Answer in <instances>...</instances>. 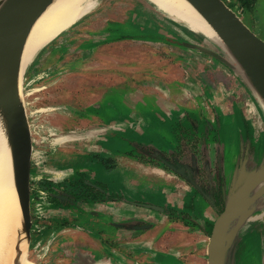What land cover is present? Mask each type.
<instances>
[{
	"label": "flooded vegetation",
	"instance_id": "flooded-vegetation-1",
	"mask_svg": "<svg viewBox=\"0 0 264 264\" xmlns=\"http://www.w3.org/2000/svg\"><path fill=\"white\" fill-rule=\"evenodd\" d=\"M225 1L244 19L245 8L259 0ZM144 9L154 13L149 7ZM152 17L146 11L137 10L132 17L120 23L118 31L107 37L111 30L105 29V36L91 39L87 46L98 47L107 39L141 40L142 35L133 32L135 22L140 19L149 22L151 26L154 23ZM174 20L176 27H167V31L174 37L213 49L206 42L208 40L204 33L181 21L187 25L182 31L176 22L179 20ZM151 27L165 34L158 27ZM211 57L213 61L185 59V64L190 67L186 77L188 81L185 77L182 80L175 79L179 84L177 92L172 85L173 81H166L165 88L157 91L158 94L150 91L143 93L141 99L130 102L132 105L135 102L146 103L144 100L148 98L167 112L165 115L159 113L156 122L157 128L161 130H165L163 122L169 124L170 130L176 135L173 148L160 149L142 141L144 139L133 137L128 139L131 148L121 150L123 152L115 146L105 147L103 141H110L107 136H115L116 130L125 131L126 126L117 122L107 123L101 116L102 102L111 88L117 87L116 84L110 85V90L99 93L86 104L81 117L91 119L92 123L80 135H74L78 132L70 130V133L56 131L48 138H37L40 147L34 158L33 249L41 246L43 235L47 233L52 243L69 234L72 239L62 238L52 250L69 246L64 251L68 252L70 258L79 252L88 253L92 257H95V252H102L104 257L96 261L107 264H127L121 257L132 258L136 264H166L164 261L168 259L167 256H174L180 261L179 264H208L200 247L201 238L210 237L215 220L225 209L223 187L228 185L230 178L219 128L225 121L231 120L239 125L235 167L243 156L254 155L259 158L264 154V115L261 109L244 84L230 74L229 68L217 58ZM192 62L201 67L200 71L193 72L195 65ZM217 66L222 72L219 75L223 76L220 82L214 74ZM126 97L130 96L126 94ZM134 115L138 120L130 124L131 128L135 132L139 130L145 133L143 125L148 124L147 114L139 110ZM167 117L171 122H168ZM65 147L85 151L92 149L95 152L90 158L86 154L76 153L65 157L62 154ZM91 163L105 167L113 177L122 176L134 190L141 183H145L149 190L158 187L162 190V200H136L119 189L110 188L98 180L97 174L90 168ZM125 163L128 170H125ZM100 223H109L118 228L108 233L99 228ZM158 225L159 228L155 230ZM137 235L140 237V246L144 245L150 255L138 254L143 247L127 245ZM152 241H159L164 250L152 252ZM184 248L187 252L191 251L194 257L192 260H187L180 253ZM173 251H178V254ZM160 253L164 261L158 259ZM154 259H158L157 262Z\"/></svg>",
	"mask_w": 264,
	"mask_h": 264
},
{
	"label": "rangeland",
	"instance_id": "rangeland-1",
	"mask_svg": "<svg viewBox=\"0 0 264 264\" xmlns=\"http://www.w3.org/2000/svg\"><path fill=\"white\" fill-rule=\"evenodd\" d=\"M145 7L154 10L155 14L144 9ZM137 10L146 11L147 15L151 14L154 22L151 26L158 27L167 36H173L167 31V27H176L173 22L175 21L174 17L151 0H95L94 6L80 16L78 19H81L80 21L77 20L78 22L76 21L71 27L63 30L36 51L24 76V97L28 103L30 119L35 131L36 151L40 147L39 137L48 138L53 132L70 133V130L78 132L74 135H80L85 128H90L92 120L82 118L81 112H84L86 104L93 101L99 93L107 91L109 86L113 84H116L117 87L108 89L110 90L108 96L102 102L101 116L107 123L117 122L126 126L124 127L125 131L116 130L115 136H107L110 141H103L105 147L115 146L120 151H124L131 148L128 141L131 137L139 140L144 139L142 141L151 143L160 149L174 147L172 143L176 135L170 130L169 124L163 122V129L165 130L157 128V116L159 113L165 115L167 112L158 108L148 98L144 100L146 103L135 102L132 105L130 102L141 99L143 93L152 91L158 94L157 91L165 88L166 81H173L172 85L176 87L173 88L177 92L179 84L175 82V79L182 80L185 77V80L188 81L186 77L190 67L185 64L187 63L185 59L194 60L195 58L201 62L213 60L211 55L200 50H191L185 46L152 40L162 36L163 32L152 29L149 22L145 23L140 19L136 20L133 32L142 35L144 39H107L98 47L90 48L87 46V42L91 39H100V37L105 36V29L106 31L109 28L111 30L107 37L118 31L121 26L120 23L132 17ZM244 21L264 40V0H259L253 6L245 8ZM176 22L182 31H184V27H187L180 20ZM207 40L206 42L214 50L220 51L221 47L217 43L209 40L208 37ZM192 63L195 65L193 72L200 71L201 67L199 68L196 62ZM219 68L217 66L216 72H214L218 77V82L223 78L222 75H219L222 73ZM229 72L239 79L234 71L229 69ZM189 79L191 80V78ZM126 94L130 97H126ZM139 110L148 116V124L143 125L146 130L145 133H141L139 130L135 132L130 125L132 122H137L138 118L134 113H139ZM168 122H171V119L168 118ZM219 136L225 145V161L231 178L235 168L234 157L238 152V123L234 120L225 121L219 128ZM263 157L264 154L257 161ZM71 164L75 166L74 163ZM90 166L97 174L98 180L110 188L121 190L130 198L143 201L152 199L157 202L163 198L162 190L158 187L149 190L145 183H141L134 190V187L127 184L128 182L126 183L122 176L118 178L115 175L113 177L110 171L96 163H91ZM120 170L123 172V169ZM251 223H254V226L245 232H241V245L236 255V264H263L264 211L255 216ZM88 226L91 227V225ZM99 228L112 233L118 227L109 223H100ZM138 236L132 238L127 245L143 247L144 245L140 246L141 243L138 241L140 237ZM62 238L63 240L72 239L67 234V237L66 235L61 236L52 243L50 234L47 233L45 236L43 235L41 246L33 249L35 240L33 235L31 258L51 262H70L78 256L90 255L79 252L70 258L68 252L65 253L64 251L69 249V246L64 247L66 249L52 250ZM109 247L113 248L110 245ZM128 250H132V248ZM146 251L143 247L137 253L150 255ZM28 255L29 253H27V259L31 262ZM103 255L102 252H95V257L90 256L97 260L103 258ZM161 255L160 253L158 259L163 260ZM167 257L166 262L163 260L166 264L180 263L174 256ZM120 259L127 264H136V260L133 261L132 258L121 257ZM158 259H154V262H157ZM151 261H153V256ZM99 264H107V262H99Z\"/></svg>",
	"mask_w": 264,
	"mask_h": 264
},
{
	"label": "water",
	"instance_id": "water-1",
	"mask_svg": "<svg viewBox=\"0 0 264 264\" xmlns=\"http://www.w3.org/2000/svg\"><path fill=\"white\" fill-rule=\"evenodd\" d=\"M54 0H0V122L10 149L12 179L21 213L16 243L27 242L30 264H99L90 255L70 262L33 259L30 251L35 226L34 158L36 136L24 97V50L33 25ZM223 43L216 51L191 41L162 34L152 40L210 54L234 71L264 115V40L225 0H189ZM32 60V59H31ZM243 156L223 187L225 209L214 222L207 243L208 264H236L241 232L264 211V157ZM263 243H264V232ZM15 243V244H16ZM21 256L18 257L20 261ZM264 264V260H263Z\"/></svg>",
	"mask_w": 264,
	"mask_h": 264
},
{
	"label": "bare ground",
	"instance_id": "bare-ground-1",
	"mask_svg": "<svg viewBox=\"0 0 264 264\" xmlns=\"http://www.w3.org/2000/svg\"><path fill=\"white\" fill-rule=\"evenodd\" d=\"M151 1L172 17L223 43L189 0ZM94 3L95 0H54L33 25L24 50L23 69L42 45L74 24L84 12L94 6ZM20 221L21 213L12 179L10 149L3 124L0 122V264L31 263L27 259V242L23 236L19 237L21 242L16 243ZM19 256L20 261L17 260Z\"/></svg>",
	"mask_w": 264,
	"mask_h": 264
},
{
	"label": "crops",
	"instance_id": "crops-1",
	"mask_svg": "<svg viewBox=\"0 0 264 264\" xmlns=\"http://www.w3.org/2000/svg\"><path fill=\"white\" fill-rule=\"evenodd\" d=\"M93 152H95V151H92V149H88L87 151H85L83 149H81V150H75V148H73V147H65V148L62 149V154H64L65 157L68 156V155H72V154H75L76 153V154H86L90 158V156H93V154H92ZM66 160L67 159L65 158V161L64 162H66ZM126 162L128 163V161H126ZM127 163L123 164L124 167H125V170H128L129 169V167L127 166ZM169 194H171V193H169ZM169 196L170 195H168V199H169ZM157 228H159V225H158V227L155 228V230H157ZM121 232L126 233V231H124V230H121ZM208 239L209 238H206V237L201 238V243H200V247L203 249V253H205L206 258H207V243H208ZM151 243L153 245V246L150 247V249H151L152 252H154L156 250H164L163 249L164 247L159 245V241L158 242L152 241ZM146 247L148 248V245H146ZM190 248H192V247H190ZM182 252L184 254L183 257L186 258L187 260H192L194 258L191 255V251L188 250V252H187V249L185 250V248H184V249L180 250V253L181 254H182ZM173 253L178 254V251H175V252L173 251Z\"/></svg>",
	"mask_w": 264,
	"mask_h": 264
}]
</instances>
